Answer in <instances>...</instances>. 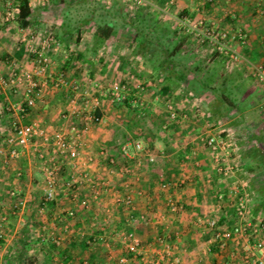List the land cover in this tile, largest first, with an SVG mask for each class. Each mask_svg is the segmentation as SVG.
<instances>
[{"label": "crops", "instance_id": "1", "mask_svg": "<svg viewBox=\"0 0 264 264\" xmlns=\"http://www.w3.org/2000/svg\"><path fill=\"white\" fill-rule=\"evenodd\" d=\"M53 2L54 0H49L48 4H42L39 1L33 2L27 27L41 29L43 32L50 31L58 39L60 45L51 51L53 58L52 72L53 75H56L58 71H63L68 88L55 89L50 84H47L43 88L41 97L37 100L35 106L24 113L17 114L7 111L5 107L10 103L21 101L23 99V92L19 89L13 90L7 87H0V144L1 140L9 131L10 121L15 119V117L20 123L25 122L23 124H29L31 122H37L47 130H53L65 124L66 120L61 117V114L67 112V97L71 94V86L78 84L82 88H85L91 87L92 81L97 82L103 88V91L97 93L102 98L103 102L102 108L98 112L101 114L102 120L92 124L90 129L85 133L84 154L90 153L95 158L93 164L88 166L91 172L95 171V173H100V175L107 172V177L111 181V184H116V186L112 184L113 190L117 191L116 189L119 188L122 190V193L126 192V183L129 184L128 187L132 186L131 183L133 179L128 176L127 180L118 183V175L120 176L118 170L110 168V170L105 171V169L108 168L104 163L107 162V158L113 157L115 159L114 166H116V164L119 163L117 162V157L124 158L120 153V146L129 140L131 135L136 136V132L129 133L125 127L119 124L120 122L112 119V116L115 115L116 110L121 111L123 109L125 113L130 110L137 112L136 108L139 107L138 109L144 112L149 108L147 105L139 104L138 101H142L140 97L142 94L147 93L149 94L147 97L150 96V82L146 83V80L141 79L133 80L131 77L134 73V75H142L143 77L145 75L150 78V74L147 73H153L154 69L152 68L153 66L149 67L147 65L150 61L148 58L149 56L151 57V50H148L146 43L140 42V38H137L136 33H133L134 35L131 37L125 38L126 34L124 35V33L122 34V32L119 33L118 31H116L114 38L110 42L96 45L92 38V31L96 27V23L92 25L89 23V25L82 24L78 31H74L72 39L69 40L67 33L63 34L65 29L63 27L62 18H44L41 14L35 17L40 7L44 8ZM60 3H62V6L64 5L63 1H60ZM176 3L181 5L179 12H176L177 14L173 13L175 8H173V4ZM165 5L168 6L167 14H161L155 7ZM144 6L134 8L130 11L131 14L137 18L138 15L139 17H146L154 13V16L160 21L161 19L164 21L163 18L165 21L172 19V22H170L172 25L171 30L175 33L177 32V36L181 38L182 42L189 40L190 37L192 38V33H190L189 29L186 27L179 25L176 19L177 16L188 18L192 23L204 22V25L213 24L218 29L227 31V33L230 34V45L233 44L236 45L237 48L239 47L243 58L241 62H237L236 66L232 64L234 61L230 60V70L227 71L225 76L235 74L237 79H239L243 77L247 70L251 69L250 64H264V0H148V3L144 4ZM165 17H167V20ZM208 21L210 23H208ZM19 25L21 24L12 23L0 29V77L7 75L11 71L19 70L20 68L31 67V60L26 53L24 45L17 40V27ZM134 28L133 29L138 31L140 35V30L136 27ZM240 37H242V40H240ZM138 46L141 47V49H138ZM222 56L226 57L225 55ZM222 56L214 58L209 57L206 61L211 62V60L214 61L216 58ZM137 58H140L142 63ZM227 62L229 61L227 60ZM237 67L239 69L238 72L234 71ZM165 75L166 70L164 69L160 73V76H157H159L161 82H163ZM113 80H119L127 84L128 92H130L128 95L132 96L135 100V102L133 100L135 104L133 108L123 104L120 107L121 103H110L105 98L104 93L109 83ZM135 81L145 86L144 92H136L134 86ZM163 83L160 85V93ZM181 86L188 88V83L183 81L177 85L180 94V96H177H179L180 104L178 105L177 103V105H175L177 109L182 110L181 117L179 116L177 120L172 121L173 124L167 129L168 131L158 132V134L162 135V137L160 136L162 143L156 144V147L158 146L160 148L156 158H160L161 163H152L145 167L140 166V168L137 166L138 164H133L134 173L137 175L136 178L138 179V182H136L137 185L131 187V194L135 200L134 209L126 210L123 208L124 212H122L121 208H116L115 206L114 209L118 217L114 216L116 220L113 222V229L110 231L109 235L121 232L120 228L122 225H126L127 219L131 217L134 218V215L138 216L142 210L144 213H148L150 221L147 224L139 221V224H137L136 233L144 249L142 254L134 256L137 257L138 260L136 264H149L151 260L158 256L157 253L165 245L158 240L160 237L164 238V240H166V245L169 244L171 248V255L166 256L162 264H247L245 260L248 255L245 249L253 242L250 238L237 239L232 237L226 243L227 245L225 244L224 248L218 249L212 244L211 250H206L210 242L213 241V232L208 225V220L213 217H218L223 227L231 228L233 223L236 222L234 203L239 197L238 194L244 192L248 200V208L245 217L255 221L256 218L254 214L257 211L256 208L259 203L253 204L255 206L250 203L251 197L248 190L251 187L250 182H252V180L250 179V169L246 168V166L250 165L247 161L249 158H257L259 154L261 156V149L264 148L262 144L263 139H261L259 132L251 134L254 140L259 141V146L252 145L248 151L244 150L245 152L243 155L236 146H232L231 148L233 150L231 151L233 152L230 151V157L232 158V160L230 159V164H233L235 161L239 164V168L234 172L230 171V176L221 175L217 177L218 175L214 170L211 152L199 141H194L193 138L188 139L190 136L185 135L186 131L193 132L195 135L201 132L199 128L202 127L201 129H203V126L199 124V127L196 126V118L201 115H196L194 110H192L193 108H190L188 102L184 100ZM176 91L177 89L173 86L169 94L165 96L162 94L160 95L171 98ZM192 91L197 96L195 91ZM263 94L262 91V96ZM177 96L175 97L178 98ZM206 97L207 95L205 97H200L203 99L205 107L203 112H206V115L207 113L209 114V118H206V122L216 125L219 122L215 121V115L211 114L209 111L213 105L218 104L215 102L210 103L211 100L208 102L205 101V99H207ZM182 105H184V107ZM148 111L150 110L144 112L143 115L147 114ZM165 111H163V114ZM184 111H187L189 115L192 112L196 120L184 121L182 118ZM140 113L141 112H139L138 115H140ZM162 117L158 119L163 120ZM134 120H128L130 125L128 123L125 125L135 127V131H137L139 126ZM163 121L157 122V124H155L156 127H158V125L162 128L164 126L166 127L167 124L165 125ZM166 123H170V120L169 122L167 120ZM146 125H149L151 130L154 126L149 119L146 120ZM146 125L144 126L145 129L148 127ZM122 128L125 132L123 130L122 132L119 131ZM173 130L174 132H172ZM213 130H215V128ZM178 131L180 134H177ZM139 133L142 138L146 139L145 144L149 145L153 142L152 135L149 136L147 132H142L141 129ZM169 133H172L171 136ZM191 136L193 135L191 134ZM137 137L139 136L137 135ZM113 148L114 152H112ZM2 157L3 156H0V165L2 164ZM21 160L23 162L27 160V166L26 163H21ZM132 161L135 162V160ZM244 162H247L246 165ZM35 165V161L29 155L28 151L16 146L14 147V155L8 158L5 171L1 172L0 180L6 179L5 182L9 184L17 183L18 188L16 189L19 191L21 187L27 189L29 184H33L30 182V176L32 177L33 175L32 167L38 170L37 165ZM123 165H125V163H123ZM20 167H24V171L20 170L21 175H16V177V171L19 170ZM120 169L122 170V167H120ZM121 173L122 177L127 175L125 173L123 174L122 171ZM23 175L29 180L27 185L26 181L23 182L21 180ZM33 186L34 185H31L32 188ZM218 193L224 195V199L221 202H218L216 197ZM58 196H60V192ZM106 196L107 195L100 199L99 206L96 205L97 210H99L98 208L101 206L104 205L105 207L107 205L105 203L107 201ZM168 200H172L178 206L175 212L167 208ZM56 206H58V201H55V205L52 207L57 208ZM112 207H114L113 204ZM147 207L151 209L148 210ZM89 213V216L93 215V211L89 210ZM82 216L83 215L78 214L77 217L79 218L75 220L77 228L79 225H83L82 221H84L85 218ZM97 231V235L93 234L91 236L98 240L101 239L100 237L103 239V234H100L104 232V228ZM79 233L80 232L76 229L75 232L71 234L70 241L76 240V242H78L80 238H82L81 235H83ZM109 235L104 234V237H109ZM113 236L115 237V235ZM37 238L44 240L41 234L38 235ZM240 239L241 241H239ZM149 241L153 243L152 246ZM244 242L246 243L245 246L243 245ZM69 249H72L71 245H68V250L66 248L61 250L63 256H67L66 258H68ZM241 249H244V252H241ZM117 252H123V249H121V251L118 249ZM70 254L72 258L69 259V261L67 260L68 264L75 257L72 251H70ZM75 263L76 262L71 264Z\"/></svg>", "mask_w": 264, "mask_h": 264}, {"label": "built area", "instance_id": "2", "mask_svg": "<svg viewBox=\"0 0 264 264\" xmlns=\"http://www.w3.org/2000/svg\"><path fill=\"white\" fill-rule=\"evenodd\" d=\"M27 1L30 8L35 1H39L42 4L49 3V0ZM102 1L112 2L113 0ZM124 1L131 10L148 3V0ZM166 6L155 7L161 14H167L168 8ZM20 12L21 0H0V29L12 23L20 24ZM176 19L179 25L186 27L190 33L195 34L199 47L201 48V45H204L210 57L214 54L213 57L225 55L229 62L230 60L235 61L243 58L242 54L230 45V35L226 31L204 25L202 22L192 23L185 17L177 16ZM17 32V40L24 45L26 53L31 60V67L20 68L0 77V87H7L13 90L19 89L23 92L21 101L10 103L5 107L11 113L20 114L35 106L37 100L41 97L43 88L47 84H50L55 89H67L68 86L63 71H58L56 75H53L52 72L53 58L51 51L60 45L55 35L50 31L43 32L41 29L27 27V25H19ZM240 38L242 40V37ZM253 73L258 83L261 84L264 93V64L255 65ZM134 86L136 92L145 91V86L140 82H137ZM100 91H103L102 86L93 81L91 82V87L82 88L78 84L72 85L71 94L67 97V112L61 114L66 123L53 130H47L37 122L22 124L16 117L10 121L9 131L0 144V156H3L2 164L0 165V175L6 169L8 158L14 155V147L19 146L27 150L35 161L43 182V192L38 205L39 213H43L47 202L51 200L58 201L59 192L65 191H68L69 198L74 200L72 203L78 202L81 209L93 210L96 202L99 203L102 197L110 193L113 194V204L115 206L122 204L126 209H134L135 200L131 194L133 185L128 187L129 184L126 183V192L123 194L113 190L109 179L100 175V173L89 170L88 166L95 161L93 155L90 153L84 154L85 133L92 124L102 120L101 114L98 113L103 105L102 98L97 94ZM181 91L184 100L193 108L195 114L203 113L205 110L203 100L199 99L185 86H181ZM128 93V86L125 82L113 80L109 83L104 96L110 103H122L128 97ZM262 107L264 108V101L262 102ZM177 111L172 102H166L168 120H177L179 117ZM187 116L188 112L184 111L182 118L185 119ZM208 125L212 127V131L201 132L195 138L211 152L215 172L219 175L230 176V171L238 170L239 164L235 161L230 164V161L228 162L227 160L229 129H225L220 123L216 125L208 123ZM214 128L215 130H213ZM143 149L141 140H128L120 146V153L128 160L134 158L131 154L132 151L140 154ZM107 162L113 165L115 164V159L113 157L107 158ZM122 171L127 175L134 173L133 166L129 165L123 166ZM16 175L20 176L21 171L17 170ZM238 196L234 203L236 222L233 223L231 228L223 227L219 222V218H210L208 220V225L213 232V241L210 242L206 250L210 251L212 244L218 249H222L232 237L237 239L250 238L253 242L245 249L248 255L245 260L246 263L264 264V212L255 221L246 218L247 196L244 192H240ZM216 197L218 202L224 199L222 193H218ZM7 198L13 201V208L23 209L27 204V197L15 188L8 190ZM167 208L175 212L178 206L172 200H168ZM108 210L104 208V214H107ZM67 214L70 216L74 214L73 207L68 208ZM137 220L147 224L150 218L148 213L145 212L141 213L138 218L131 217L127 219V222L131 223L133 228H127L126 231L120 232L123 252L118 257L119 264H128L129 254L133 256L142 254L144 246L134 227ZM118 234L116 233L115 235ZM95 240L96 238L94 237L93 241L88 240V243L94 244ZM158 240L165 245L157 253L158 256L151 260L149 264H162L166 256L171 255V248L169 244L166 245V240L161 237Z\"/></svg>", "mask_w": 264, "mask_h": 264}, {"label": "rangeland", "instance_id": "3", "mask_svg": "<svg viewBox=\"0 0 264 264\" xmlns=\"http://www.w3.org/2000/svg\"><path fill=\"white\" fill-rule=\"evenodd\" d=\"M60 1L61 2L63 1L64 3L63 6L62 3H60ZM180 7H181L180 4L177 3L173 4V8H174L173 13L177 14L176 12H179ZM166 8H168V6H166ZM130 11L131 9L127 8L124 0H114L113 2H104L102 0H54L52 4L44 8L40 7L35 17L41 14L44 18L46 17L51 19L62 18L63 21L67 22L72 27L75 26L77 22L78 23L83 22V20L87 18L92 19L89 22V24L91 25L96 23V21H98L97 19H101L108 21L112 25H114L116 31H118L119 33L122 32V34L123 33L124 35L126 34L125 38L131 37L132 35H134L133 33H136L137 38L140 37V35H138L139 32L135 31L134 27L138 28L141 31L147 28L148 30L151 29L152 30L151 33H149L148 31L146 33L152 39H156L155 38L156 35L159 34L161 35L160 32H158L159 33L158 34L156 31H154L159 26L167 25V27L170 30L172 29L171 27L172 25L170 23L172 22V19L167 20V17H165L167 21H165L164 18H163L164 21H162V19L160 21L156 16H154L153 13L152 15L149 14V16H146V21H142L140 19L138 20L137 18H135V16L132 15ZM208 23L210 22L208 21ZM86 24L89 25L88 23H85V25ZM207 26H212L213 28H217L213 24L211 25L207 24ZM170 33L172 32L170 31ZM192 38L190 37L189 40H185L183 43L181 41L180 50L176 55L179 64L181 65L184 64L190 69L194 68V66L196 65L199 66L204 65V63H207L206 60L209 59L210 57L209 52L208 50H206V47L204 45L203 46L201 45V48L199 47L198 45L199 42L197 41V38H195V35L192 34ZM149 42H151L150 49H152L153 46L152 44H154L153 43L154 41L153 42L149 41ZM173 42L171 44L175 45L176 41L174 40ZM231 46L233 47V49H235L237 52L240 53L239 47L237 48V46L233 44H231ZM139 49H141V47H139ZM153 51L155 53H151L150 54L151 57L149 56L148 58V60L150 59V61L147 63L149 67H152L153 64H155L158 60H160V57L162 56L159 52H156L157 49L154 48ZM137 59L141 62L140 58ZM219 59L220 58H216L217 61L214 60L216 61L215 66L222 67L220 71L225 75L227 71L230 70V62L226 61L224 64L222 63L223 61H218ZM241 60L242 58L237 59L234 62H232V64H235L234 66H236L237 62H241ZM250 65H251V69L247 70V72L243 75L242 78L237 79L235 85H233L234 87L230 86V93H227V95L230 94L229 96L230 104L233 105L226 106V108L225 105L220 106V112H225L227 108L228 109L230 108V111L224 114L225 117H222L220 115L217 116L215 115L214 117L215 121H218L220 124L222 123L221 124L222 127H225V129H229V133L231 134L230 135L231 137H229L228 140L229 146H227L228 162L230 161V159L232 160V158L230 157L231 156L230 151L233 150L231 148L232 146H236L243 155V153L245 152L244 150L248 151L252 145L257 146L259 144L258 140H254L252 138L251 134H255V132L260 133L261 139H263L262 144L264 145V108L262 107V102L264 101L263 98L264 95L262 96L263 89L261 84H259L258 81L256 80L252 70L255 65H258V63H254ZM238 70H239L238 67L237 69H234V71L236 72H238ZM161 72L162 71L153 69V73H147L150 74V78L146 77L145 75L143 77L142 75H137V74L134 75V73L133 74L131 73L133 75V76L131 75L132 76L131 79L133 80L141 79V80H146V83L150 82L151 85L150 96L147 97L149 95L147 93L142 94V96H140L142 98L141 101L142 103L140 102V100L138 101L139 104H144L149 106L147 110L150 111H148L147 114L143 115V113L146 112L147 110L143 112L140 109H138L139 107H137L136 108L137 112L130 110L131 112L128 111L125 113L122 109L121 111L116 110L115 115L112 116V119H115L117 122H120L119 124L125 127L126 130L129 131V133L136 132L135 133L136 136L131 135V138L129 140H134V139L141 140L144 148L140 154H136L132 151L131 154L134 156L136 160L135 162L132 161L134 158L128 160L125 158L126 159L125 160L124 158L118 156L117 162L119 163L116 164V166H114V164L110 165L108 162L104 163L105 166L108 168L105 169V171L110 170V168L113 170H118L119 173L118 172L117 173L120 174V176L118 175L119 177V179L117 180L118 183L127 180L129 175L128 174L122 177L121 176L122 170L120 169V167L128 166V164L131 163L129 166L131 167L133 166V170H134L133 164H138L137 166L140 168V166L145 167L148 164L150 165L152 163L155 164L161 163V159L156 158L157 157L156 155L157 153H159L160 150L158 146L156 147V144L157 143L160 144L161 142L160 136L162 137V135L158 134V132L159 131L165 132V130L168 131L167 129L173 124L172 121H170V123H166V121L168 120V115L165 111L166 102L168 101L172 102L175 107L177 103L178 105L180 104L179 103L180 94L177 85H174L177 91L175 92L174 96H172L171 98H166L160 95L161 93L159 89H160V85L163 83L159 78ZM136 83L137 81H135V84ZM191 92L193 91L191 90ZM204 95H206V93ZM175 96H177L178 98H176ZM209 100L215 103L218 102L217 96L216 95L214 96L212 94L211 96L210 95L207 96V99H205V101L207 102ZM121 106L122 103L120 107ZM182 106L184 107V105ZM215 107L216 106H214V108ZM190 108L192 107L190 106ZM177 110H179L177 112L181 117L182 110L180 109ZM163 111H165L164 114ZM139 112H141L140 115H138ZM209 112L213 114L211 110ZM205 113L203 112V115L202 112L198 113V115L201 116L196 118L197 119L196 126H198V124L203 126V129H201L202 127L199 128L201 132H206L208 130L212 131V127L208 125V122H206V118L208 117L209 114L207 113L206 115ZM156 114H161V115H156ZM159 117H162L163 120L165 121L159 120L158 119ZM147 119L151 120L155 126L152 127V130L150 129L151 127H149V125H146ZM196 119L194 117V114H192L191 112L190 115L188 113V116L184 119V121L186 120L187 122L189 120H196ZM128 120H134L137 122L139 126L137 128V131H135L136 130L135 127L129 126L130 123L128 122ZM159 121L160 122L163 121L165 125L167 124V126L162 128L158 125V127H156L155 124H157V122L159 123ZM126 123H128L129 125L126 126L125 125ZM145 125L148 126L146 127V129L144 127ZM140 129L142 132L144 131L147 132L149 136L152 135V140H153L152 143L149 142L150 143L149 145L145 144L146 139L142 138V136L139 135ZM122 130L124 131L123 128L119 131L122 132ZM172 132H174V130ZM199 133L194 135L193 132L186 131L185 135L190 136V138L188 139L193 138V140L196 141L197 139L195 137L198 136ZM171 134L172 133H169L170 136ZM177 134H180V132L178 131ZM191 134L193 136H191ZM137 135L139 137H137ZM112 152H114V148ZM247 161L248 164H250L249 166L252 167L250 171L248 170L250 173V179L252 180V182H250L251 187L248 190L251 197L250 203L252 205L259 203V205L256 208L257 211L254 214L255 218L257 219L264 212V190H263L264 189V158L261 157L259 154L257 158L256 157L249 158ZM20 162L24 164L26 163L27 166V160H24V162L21 160ZM123 163H125V165H123ZM246 163L247 162H244L245 165ZM19 170L24 171V167H20ZM32 170H33V175L32 177L30 176V182L33 184H29L27 189L25 188L23 189L22 187L20 188L21 189L20 192L27 197V204L23 209L13 208V201L7 198V192L10 189L9 187L16 189L18 188L17 183L9 184L5 182L6 179L0 180V232H1L0 264H19L15 260L14 247H15L16 239L22 236L23 231H26V237L30 241L29 246L26 247L25 256L27 257V261H25L24 264H68L63 260L62 258L63 253L61 250H63L64 248L68 250V245L71 244L70 236L75 232L76 229L80 232L79 234H83V235H81L82 238L79 237L80 240L77 242L78 246H72L71 251L73 252L75 257L69 264L74 262H76L75 264H83V262L89 263L90 261H94L97 264H119L118 257L120 256V254H122V252H117V250L119 249V251H121V249H123V244L121 242L122 238L120 239V232L118 235H115L114 233L109 235L110 231L113 229V222L116 220L114 216H117L116 211L114 209L115 204H113L114 202L113 196H111L112 194L111 193L107 194L106 196L107 201L106 202L104 201L107 205L105 207L104 205L101 206L100 208H98L99 210H97L96 208L97 206L100 205V203L96 202L95 206L96 205L97 206L96 207L94 206L93 210L90 209V211H93V215L90 216H89L90 214L89 210L82 209L81 211V209H79L81 207H79L78 202L75 201L74 203H72L74 200L69 198L68 191L60 192V196H58L59 197L58 206H56L57 208L49 206L47 204L44 207L43 213H39L38 205L40 204V198L43 192L42 190L43 182L39 170L34 169V167H32ZM103 175L105 176V178L109 179L107 177L108 176L107 172ZM217 175H218L217 177L221 176L219 174ZM136 176L137 175L135 173L129 175V177L133 179L131 183L132 185H137L136 182H138V179L136 178ZM21 180L23 182L26 181V185L27 183H29L28 178L27 177L25 178L24 175L21 178ZM109 182L111 183L110 180ZM112 184L116 186L115 183ZM31 185H34L33 188L31 187ZM116 190L118 191V193L120 194L122 193V190H120L119 188H117ZM112 204L114 207H112ZM120 205H116V208H121L122 212H124L123 208L126 209V207L122 204ZM74 206L76 207V209ZM70 207H73L74 210V214L71 216L67 214V210ZM104 208L109 209L107 211V214H104L103 211ZM147 208L148 210L151 209L149 207ZM141 211L138 214V216L134 215V218L139 217L141 213H144L143 211L142 212ZM78 214L83 215L82 217H84L85 219L84 221H82L83 225H79V227L77 228V224H75V220H78L79 218L77 217ZM213 218H218V217H213ZM137 224H139V221L135 222L136 227L135 226L134 227L136 232H137L136 230ZM103 228H104V232L100 234V235L103 234L102 235L103 239L101 238L98 240L96 238L95 243L91 244L90 247H85L83 245L85 243L88 244L86 241H88L89 236L93 234L97 235L98 234L97 230L99 229L102 230ZM127 228H133L132 224L126 222L125 226L124 225L121 226L120 228L121 232L126 231ZM40 234L41 236L44 237V240L37 238L38 235ZM104 234L109 235V237H104ZM113 235H115V237ZM239 241H241V239ZM53 242L55 246H53L52 244ZM149 243L151 246L153 245L152 242L149 241ZM245 244L246 243L244 242L243 245L245 246ZM243 250L241 252H244ZM128 259H129L128 264H136L138 262L137 257H134L133 255L130 254Z\"/></svg>", "mask_w": 264, "mask_h": 264}, {"label": "trees", "instance_id": "4", "mask_svg": "<svg viewBox=\"0 0 264 264\" xmlns=\"http://www.w3.org/2000/svg\"><path fill=\"white\" fill-rule=\"evenodd\" d=\"M31 15V8L28 5L27 0H21V12L19 16V22L21 25L26 26L29 22L27 18H29ZM137 19L146 21V17H139L137 16ZM92 19L87 18L83 20V22H77L75 26H70L67 22L63 21V27L64 31L63 34L68 35V39H72L74 31H78L79 27L85 22L89 23ZM96 21V27L92 31V38L94 40V43L96 45H100L103 43H108L110 42L115 34H116V29L114 25H112L110 22L97 19ZM84 23V24H85ZM146 30V31H145ZM154 30V29H153ZM151 33V29L148 30H140V42H144L147 45L148 50H151V53H155L153 50L154 48L157 49L156 52H159L162 56L160 57V60H158L155 64H153V68L155 70H166V75L165 78L163 79V85L161 87V94L162 95H167L169 92H171L172 88L174 85H179L181 82L186 81L188 83V88L191 90H194L195 93L197 94V97H205L216 95L218 98V105H213L211 108V111L214 115H220L222 117H225L224 114L228 113L230 111V108L226 109L225 112H220V106L225 105L230 106L233 104H230V94L227 95V93H230V86L235 85L237 77L234 75L230 76H225L223 73H221L220 69L222 67H217L216 61L211 60V62L204 63V65L199 66L196 65L194 68H188L184 64H179L178 58L175 57L181 46V38H178L177 32L175 33L174 31L170 30L167 26H159L156 28L154 31L157 33L160 32L161 35H156V39H152L151 37L148 36L146 32ZM170 31L172 33H170ZM168 33V34H167ZM139 35V34H138ZM152 39V40H151ZM176 41L175 45H172L171 43L173 41ZM149 41H154L152 44V49H150L151 42ZM174 43V42H173ZM183 43V42H182ZM139 49V47H138ZM215 55V54H214ZM213 57V56H212ZM211 57V58H212ZM213 61V62H212ZM218 61H223L222 63L225 64L227 61L226 57L222 56L220 57V60ZM191 74V75H190ZM190 75V76H189ZM234 87V86H233ZM210 92V93H208ZM206 93V95H204ZM207 98V97H206ZM133 98L132 96L128 95V97L122 102L123 105H126L127 107L133 108L135 104L133 103ZM135 101V100H134ZM211 102V101H210ZM214 106H216L214 108ZM214 108V109H213ZM261 157L264 158V148L261 149ZM246 168L252 169L251 166L247 165ZM49 206H54L55 201L51 200L47 202ZM25 229V228H24ZM93 236H89L88 240L91 242L93 241ZM1 241V240H0ZM88 243V241H86ZM30 244L29 239L26 237V231L22 232V236L16 239L15 241V260L19 264H24L25 261H27V257L25 256V251L26 247H28ZM53 246L54 242L52 243ZM71 248L72 246H78L76 240L71 241ZM85 247H90L91 243L88 244H83ZM71 249L68 251V258L63 256V260L66 258L69 261V259L72 258L70 254ZM29 259V258H28ZM83 264H97L94 261H90L89 263L83 262Z\"/></svg>", "mask_w": 264, "mask_h": 264}]
</instances>
